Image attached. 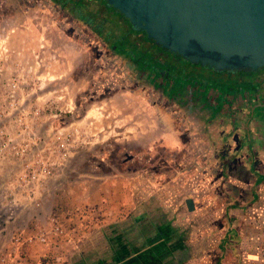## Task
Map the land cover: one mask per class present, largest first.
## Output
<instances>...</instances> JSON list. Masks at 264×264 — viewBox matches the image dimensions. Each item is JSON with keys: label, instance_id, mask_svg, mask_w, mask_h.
Returning a JSON list of instances; mask_svg holds the SVG:
<instances>
[{"label": "rangeland", "instance_id": "obj_1", "mask_svg": "<svg viewBox=\"0 0 264 264\" xmlns=\"http://www.w3.org/2000/svg\"><path fill=\"white\" fill-rule=\"evenodd\" d=\"M84 1L78 2L82 8ZM89 8L88 12L97 14L99 19L108 18ZM81 15L88 23L96 24L86 12L81 11ZM107 51L84 21L72 17L51 0H0V138L7 130L16 135L15 125L20 118L26 125L41 126L43 137L50 138L72 123L85 129L90 127L92 135L96 134L59 169L56 180L42 191L40 206L20 198L15 179L9 173L11 169L0 162V264L7 263L4 260L8 252L14 264H114L116 253L126 255L122 250L128 247L125 244L131 249L146 244V237H152L155 232L152 222L156 218L172 221L183 240L182 249L169 254L165 264H264V185L258 188L255 185L247 190L244 199H236L239 191L231 185L232 176L239 174L253 180L239 161H225L230 156L241 160L238 151L217 153L221 165L214 168L216 173L213 171L215 180L219 181L216 188L211 191L209 181L203 177L200 192L191 193L197 199V209L189 211L185 205L179 221L173 214H160L162 210L157 208L154 219L146 214L139 224L137 215L131 211L115 220L110 219L112 214L106 218L99 207L102 197L114 192L109 189L102 191L96 187L88 199L84 187L99 177L122 173L119 179L123 189L128 184L130 193L137 172L147 176L156 167L160 171L167 168L164 167L167 153L162 148L157 149V154L154 152L155 161L148 151L137 149L129 142L131 134L145 127L141 126L142 120L137 123L126 120L131 117L128 112H137L142 118L141 113L154 111V130L161 131L165 122L168 129L180 133L179 118L187 120L186 110L189 111L188 107L164 99L158 91L135 84L130 70L120 62L121 70H118L112 60L114 56ZM166 58L167 65L176 61L184 72L191 66L173 55ZM204 72L201 68V74ZM206 72L209 77L210 73ZM9 82L19 83L16 103L12 101L14 89ZM123 96L129 98L121 99ZM47 106L59 116L49 118V113L42 112ZM101 129L104 131L100 133ZM126 133L129 135L125 136ZM257 153L252 152L251 159L245 160L252 169L256 167ZM178 156L175 155L177 160ZM187 159L189 168L193 157ZM200 163L201 169L209 167L202 159ZM173 169L170 167L171 174ZM141 183L146 186L144 179ZM255 190L261 193L260 199L253 200ZM205 192L206 197L200 194ZM14 198L21 203L16 205ZM117 203L118 200L112 206ZM124 203L131 204L129 200ZM60 208L68 221L65 237L54 236L46 244L17 243L19 237L26 239L34 235L32 230L37 225H49L50 215ZM90 212L91 217L84 221Z\"/></svg>", "mask_w": 264, "mask_h": 264}, {"label": "flooded vegetation", "instance_id": "obj_2", "mask_svg": "<svg viewBox=\"0 0 264 264\" xmlns=\"http://www.w3.org/2000/svg\"><path fill=\"white\" fill-rule=\"evenodd\" d=\"M51 1L72 17L84 21L96 33L107 52L114 56L112 60L115 67L121 70L120 62L130 70L135 84L150 87L169 102L189 108V111L186 110L187 120L179 118L180 133H177L181 143L206 152L233 150L247 153L245 160L251 159L252 152L264 149V68L217 71L209 66L192 64L157 45L148 38L146 32L135 31L129 20L108 6L105 0H87L86 4L92 10L108 17L111 26L119 24L115 20L121 18L124 21L123 28L136 32H133L134 35L128 33L126 47L122 50L112 43L115 38L110 30L96 32L95 25L83 19L81 8L70 3L71 0ZM89 6L87 8L90 10ZM138 44L143 46L140 56L133 51ZM169 55L191 66L184 72L182 65L176 61L175 66L173 63L167 65L166 56ZM193 68L196 71H192ZM201 68L205 71L203 74ZM206 71L210 73L209 77Z\"/></svg>", "mask_w": 264, "mask_h": 264}, {"label": "water", "instance_id": "obj_3", "mask_svg": "<svg viewBox=\"0 0 264 264\" xmlns=\"http://www.w3.org/2000/svg\"><path fill=\"white\" fill-rule=\"evenodd\" d=\"M138 32L192 64L264 68V0H105ZM189 211L195 210L192 199Z\"/></svg>", "mask_w": 264, "mask_h": 264}, {"label": "crops", "instance_id": "obj_4", "mask_svg": "<svg viewBox=\"0 0 264 264\" xmlns=\"http://www.w3.org/2000/svg\"><path fill=\"white\" fill-rule=\"evenodd\" d=\"M129 97L123 96L121 99H128ZM129 103V102H128ZM127 103V104H128ZM139 114L137 112H128V119H133L138 122V120H142V128L143 130H138L137 132H134L129 136V142L134 143L135 147L137 149L148 151L150 154V157L152 160L156 158L155 153L157 152V149L162 148L163 152L167 153V157L165 159V165L164 167H167L163 171H160L157 167L151 170L150 174L146 176V174L143 172L141 175L139 172L136 173V182H132V186L134 185V188H131V192L129 191V186L126 183L127 189H123V182L121 179H119L122 175V173L118 172L115 174H111L110 177L103 176L99 177L98 181H90L85 187L86 196L91 198V192L95 190L97 187L99 190L102 189H109L110 191H114L112 194H106L102 197L100 207L101 210L104 212V217L109 218V214H112L110 219H114L121 217L122 214L127 212H134L137 215V224L140 223V221L144 218V216L150 215L152 219L155 218L154 215L156 214V208L159 210H162V212H159L162 215H175L178 217V221L181 217V215H184L185 209L184 206H187V202L189 199H192L195 203V210L197 199L195 196H193L191 193L197 194L200 192L201 188L199 186L201 183H203V177H205L211 186V191L213 188H216V185L219 181L215 180L217 177L213 175L214 168L221 165V160H218L219 155L215 153L213 155L212 151L210 150V154L206 152L205 150H194L191 146L181 143L180 142V135L173 130L168 129L165 125L161 124L162 129L161 131L154 130V111L153 112H145L141 113L142 118L138 116ZM164 120V119H163ZM135 123V124H136ZM138 127V125H136ZM160 126V125H159ZM134 127V126H133ZM129 134L126 133L125 136H128ZM121 141L124 140V137L120 138ZM135 147H130V150H135ZM264 151V150H262ZM155 152V153H154ZM205 152V153H204ZM157 154V153H156ZM178 154L179 159L177 160L175 158V155ZM231 154V153H230ZM229 154V155H230ZM240 153H238L235 156H239ZM247 153H241L242 159L240 158H226L227 160H236L240 162V165L245 167V171L249 172V175L253 176V180H246L243 177H240L239 174H236L233 177V180L230 182L231 185L235 187L239 192L236 196V199H244L247 195L249 188L253 189L256 185V188L261 187L264 185V157L263 154L259 151L257 155L259 157L255 161V168L249 167L245 163V156ZM192 156L193 159L191 160V167L193 174H189L191 171V167L186 166L187 158ZM204 160L206 164L208 163L209 167H206L204 169L200 168V160ZM157 159H155L156 161ZM156 163H154L155 166ZM214 164V167H213ZM170 167H174V174L170 173ZM261 167V169H258ZM201 172H204V175L202 176ZM214 173H216L214 171ZM170 174V175H169ZM214 176V179L213 176ZM212 176V177H211ZM107 177V178H105ZM141 179H144L145 184L141 183ZM138 182V183H137ZM136 183V184H135ZM125 184V183H124ZM199 190V191H198ZM205 190V189H203ZM256 191V190H255ZM257 192V191H256ZM254 193L253 200L260 199L261 193L257 192ZM188 194V195H187ZM194 194V195H195ZM202 196H205L207 192L200 193ZM186 195V196H185ZM129 196V197H127ZM206 197V196H205ZM208 197V196H207ZM203 199V197H201ZM201 199V200H202ZM118 200V205L112 206V204L115 203V201ZM125 200H129L131 204L124 203ZM252 200V201H253ZM250 201V200H249ZM120 203V205H119ZM242 205L240 204V207ZM245 208V207H244ZM164 210H166L164 212ZM189 210V209H188ZM56 211V209H55ZM54 211V212H55ZM59 211H61V215L63 213V210L60 208ZM58 211V212H59ZM91 214L87 213L84 217V221L87 220L86 218H90ZM163 222V220H156L152 222L153 226L156 228L157 225H160ZM87 223V221H86ZM180 223L178 222V225ZM181 226V225H180ZM34 231V229L32 230ZM83 241V240H82ZM81 241V242H82ZM145 250V249H143ZM142 250V251H143ZM137 255V254H136ZM12 257L10 256L9 252L6 255V264H9L12 262Z\"/></svg>", "mask_w": 264, "mask_h": 264}, {"label": "built area", "instance_id": "obj_5", "mask_svg": "<svg viewBox=\"0 0 264 264\" xmlns=\"http://www.w3.org/2000/svg\"><path fill=\"white\" fill-rule=\"evenodd\" d=\"M5 52L8 51L5 50ZM38 79L40 80L41 78ZM10 87L14 89L11 97L13 98V103H16L19 83L12 82ZM43 111L49 113V118H57L59 116L54 114L53 108L49 106L43 108ZM25 115L21 114L22 117H25ZM23 121L24 119L20 118L16 122L17 136L11 134L8 130L1 133L0 162L1 165L11 169L9 173L15 179V189L18 188L21 193L19 194L20 198L30 202H37L36 205L40 206L41 203L38 201L43 196L42 191L53 180H56L59 169L68 163L79 147H85L90 143L88 141L90 136H95L96 134L92 135V130H89L90 127L85 129V127L72 123L48 138L40 134L41 126L26 125V122ZM9 129L11 130L12 126ZM11 131L14 132L13 130ZM103 131L104 129H101L99 132ZM19 200L14 198L13 202L17 205L18 202L19 204L21 203ZM58 211L59 209H56L50 215L49 225H37L34 228V235L26 239L19 237L17 243L19 245H23L26 242L46 244L51 242L54 236L65 237L68 230V221ZM5 261L6 258L4 263Z\"/></svg>", "mask_w": 264, "mask_h": 264}, {"label": "trees", "instance_id": "obj_6", "mask_svg": "<svg viewBox=\"0 0 264 264\" xmlns=\"http://www.w3.org/2000/svg\"><path fill=\"white\" fill-rule=\"evenodd\" d=\"M78 2L79 0L70 1V3H73L76 6L80 7L81 8L80 10L86 12L87 16L94 18L96 22V24H94L96 25L95 27L96 32H102L106 29L110 30L111 35H113L115 38L114 40H112V43H114L116 47H119L122 50H124L126 47V42H127L126 40L129 37L128 33L130 31L128 28L126 29L125 27L124 28L122 27V25H124L123 19L116 18L117 20L115 21L116 23L119 24H116V26H114L113 24L111 26L109 21L107 24L105 23L107 20H109L108 18L104 20L102 19L103 20L102 21L97 17V14H92V13L90 14L88 12L89 10L86 8L89 6L88 4H86L87 0H85L83 3L85 5L84 8H82V5H79ZM121 16L124 18L123 15ZM131 32H134L136 34V32L133 29H131ZM144 37L145 39L148 40L146 34ZM138 45L139 46H134L133 51L138 56H140L143 54L141 50L143 46L141 44ZM176 238L177 240H180L179 243L175 241ZM182 241L183 240L179 238V230L177 229V227H175L172 221H163L160 225L156 226L155 232L152 237L149 236L146 237V241H145L146 244L144 246L142 245L131 249L128 244H125L128 247L124 245L125 248H123L122 250L125 252L126 255L120 256V253H116L115 255H117L118 258L115 260L114 264H165L164 262L167 259V256H170L169 254H172L174 251H178L182 249L181 247ZM130 251L131 253H129Z\"/></svg>", "mask_w": 264, "mask_h": 264}]
</instances>
